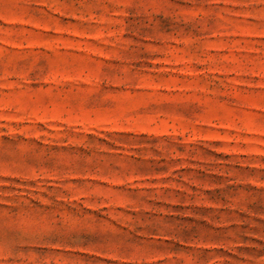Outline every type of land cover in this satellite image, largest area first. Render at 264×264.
I'll return each mask as SVG.
<instances>
[{"label": "rangeland", "instance_id": "1", "mask_svg": "<svg viewBox=\"0 0 264 264\" xmlns=\"http://www.w3.org/2000/svg\"><path fill=\"white\" fill-rule=\"evenodd\" d=\"M0 264H264V0H0Z\"/></svg>", "mask_w": 264, "mask_h": 264}]
</instances>
